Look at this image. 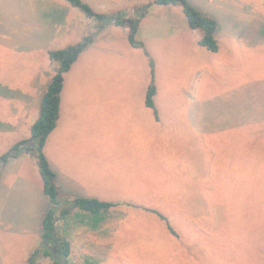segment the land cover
<instances>
[{
    "label": "rangeland",
    "instance_id": "rangeland-1",
    "mask_svg": "<svg viewBox=\"0 0 264 264\" xmlns=\"http://www.w3.org/2000/svg\"><path fill=\"white\" fill-rule=\"evenodd\" d=\"M152 1L107 14L132 16ZM186 1L217 22L216 52L197 43L203 31L185 27L180 5L148 9L144 22L156 27L145 35L139 31L142 47L128 43L126 26L99 29V20L83 17L87 31L78 40L91 35L94 46L64 75L61 97L77 101L64 110L43 153L56 172L63 171L59 167L67 157L99 165L92 172L75 169L63 183L65 190L56 181L58 208L69 205L71 194H92L115 205L95 227L79 223L74 213L57 221L59 238L71 245V264H264V0ZM16 9L6 12L0 5V64L10 67L0 71V153L17 138L22 147L31 145L23 143L56 69L40 44L34 50L27 41V24L14 19ZM48 60L52 72L46 78ZM150 60L153 103L178 114L169 130L147 128L125 98L145 97ZM32 73L37 87L28 85ZM33 94L39 104L28 125L14 128L12 112L24 102L32 104ZM101 111L137 116L145 137L140 148L124 142L116 124L107 131L110 118ZM198 132L207 145L196 141ZM32 145L18 152L27 154L20 162L12 160L13 146L3 151L8 153L4 166L0 159V264H28L50 208ZM155 212L166 217L175 234ZM37 264L52 260L40 255Z\"/></svg>",
    "mask_w": 264,
    "mask_h": 264
},
{
    "label": "trees",
    "instance_id": "trees-1",
    "mask_svg": "<svg viewBox=\"0 0 264 264\" xmlns=\"http://www.w3.org/2000/svg\"><path fill=\"white\" fill-rule=\"evenodd\" d=\"M70 5L81 10V12L91 18L99 20L98 27L102 28L106 24L126 26L127 39L131 46L142 47L143 43L136 37L140 20L146 15L152 5H180L184 14L187 25L191 29L200 28L203 33L197 40V43L210 52H216L218 49L217 40L214 33L217 29V22L212 18L204 15L200 10L189 4L186 0H153L133 10V15L128 16L126 12L116 14L102 13L94 11L91 6L82 0H66ZM92 41L91 35H86L81 41L68 45L64 48L50 49L47 51L51 63L55 64V74L43 93L40 105L39 116L30 127V138L38 151L37 166L42 178L43 192L48 197L50 208L42 220V231L40 245L36 247L28 256V264H37V259L42 256H48L52 264H71L69 259L70 242L67 239H60L58 236L57 221L67 219L71 213L79 217V223L95 227L96 221L100 222L104 212L108 211L115 203L104 201L92 197H71L68 206L58 208L59 192L56 185V175L51 169L50 164L43 153L44 143L50 132L56 126L59 115L60 94L63 86V75L69 70L72 63L77 59L82 50ZM153 62L150 60V84L145 93V103L147 106L154 108L153 99L156 87L153 81ZM21 142L13 145L12 149L18 153L28 147H20ZM8 153L1 155L0 159L6 160ZM76 209L73 210V209ZM162 220L166 221L167 229L175 234L174 229L169 225L164 215L155 212ZM53 245V246H52Z\"/></svg>",
    "mask_w": 264,
    "mask_h": 264
},
{
    "label": "crops",
    "instance_id": "crops-1",
    "mask_svg": "<svg viewBox=\"0 0 264 264\" xmlns=\"http://www.w3.org/2000/svg\"><path fill=\"white\" fill-rule=\"evenodd\" d=\"M143 1L145 0H118V1L117 0H87L86 3L89 6H91V8L96 12L109 13L112 11V9L119 10L122 7H127V5H130V4L135 5L138 3H142ZM0 5H3L4 11L6 12H9V9L12 6L17 7L16 9L17 13H13L14 19H17V21L25 22L27 24L28 30H27L25 38L30 43H34L32 45L34 50L39 49L38 45L40 44L42 48L45 50V55H47V51L50 49H58V48L65 47L68 44L78 42L79 41L78 39L80 38V36L84 32L87 31L86 23H84L83 21L84 20L83 17L85 15L82 12L81 13L83 15L75 11L74 9H77V8L76 7L74 8L73 6L69 5L66 2V0H0ZM164 6H174V5H164ZM147 15H151V12L147 13L145 17ZM157 15H154V16H157ZM145 17H143L139 22L138 31L136 34L137 38H138L139 31L141 29L143 30V33L145 35L151 32L156 27V25H152L150 23L146 24V22H144ZM184 24H185V27L187 26L188 29H191L187 25L186 18L184 20ZM144 28H145V31H144ZM191 30H194V29H191ZM126 32H127V29H126ZM126 38H127V33H126ZM94 41L95 40L93 39L90 42V44L87 46V49H84L79 54L77 59L70 66L69 70H71V68L75 64H77V61L81 58L85 50H89L90 48H93ZM13 47L15 48V46ZM27 50L31 51V47L29 46ZM99 50L100 48H97L96 51L93 50L92 53L94 54L95 52H98ZM28 66H31V65L28 63ZM5 69H10V67L9 68L3 67L0 64V71L5 70ZM41 69H43V71L46 69L45 64L44 66H41ZM50 69L51 68H50V61H49V68L47 69V71H44L46 78H48L50 73L52 72ZM69 70L66 71L65 73H68ZM64 75H63V86H64ZM41 76H44V75L41 74ZM28 85L30 87H37L34 73L30 74V77L28 78ZM63 86H62V90H63ZM35 92H37V89L35 90ZM61 94H60L58 120H57L56 126L50 132V134L48 135L44 143V146H43L44 150L46 148L47 140L49 136L58 127V123L61 122L64 110L72 106L73 101H77L76 97H70L67 101H65L63 100V97H61ZM30 98H31L32 104H29V102H24L19 108L17 109L15 108L16 112H12V115L15 118V120H12L13 126H15L14 128H18L19 123H22V125L27 126L28 125L27 121L29 120L30 111L33 112L34 111L33 109H36L38 107L39 99L38 97H36V94H33V96H30ZM125 98H127V101L134 103V106L136 109L133 113L140 115L142 118V121L146 123L145 126L149 128L150 130L163 131L162 128H164L165 126L167 130L173 127L171 121H173V118H177L178 116L177 113H173L171 111L164 112L163 110L160 111V109L156 107L155 103H153L154 108H151L146 105L145 97H125ZM136 104H138L140 111L137 110ZM9 107L13 109L12 103H10ZM110 110L113 111V109H110ZM103 113L105 114L104 118H110V120L107 119V124H108L106 126L107 131L108 130L111 131L114 128V124H116V126H118L119 128L118 132L116 133H122L126 136L128 135V137L125 136L124 142L129 144L134 149L140 148V144L142 141L145 140V137L142 136L140 132L141 122L138 120L137 116L128 115V117L126 118L124 115H120L118 113L111 114V113L103 112V111L100 112L101 115ZM164 113L166 114L164 115ZM191 114L192 113L190 112L189 115H186L185 117L188 119V117L193 116V114L192 115ZM115 116H116V121H114ZM166 118H169L171 120H166ZM175 122H177V120ZM60 128L61 126L59 127V129ZM132 131L134 133L133 137L129 135V133H131ZM116 133H113V135ZM198 133L199 135L196 134L197 135L196 141L199 144L201 143L203 146L207 145V141L204 138V134L200 132ZM28 138H30V135H28ZM20 139L21 138H17L14 141H12L10 144H7L3 151L5 152L7 149L13 146L16 142L20 141ZM20 147L22 146L20 145ZM3 151L0 153V156L4 153ZM12 154L14 155L12 156V160L14 162H18L20 158H23V156L27 155L25 152H22V153L12 152ZM51 159L52 158L48 156L47 160H49L48 162L50 164V167L56 175V181H58V183L60 184L63 190H65L63 183L66 180H71L70 179L72 178L71 174L75 169H76L75 171L79 169H89V171L92 172L99 168V165L96 160H92L90 161V163H88L89 165H86L85 163L81 162L83 160L67 157L66 163L62 165L61 167H59L63 169V171L59 170L60 172H56V170L52 168V166L53 167L55 166ZM7 161L8 159L2 162V166H4L7 163ZM67 163H71V164H68L67 166ZM70 167H73V170H67V168H70ZM64 169H66V171H64ZM57 175H58L59 180L57 179ZM57 188H58V185H57ZM70 190L71 191L74 190L73 186H70ZM91 195L90 194H80L78 196V195L71 194L70 196L96 198V196H93V195L91 196Z\"/></svg>",
    "mask_w": 264,
    "mask_h": 264
},
{
    "label": "water",
    "instance_id": "water-1",
    "mask_svg": "<svg viewBox=\"0 0 264 264\" xmlns=\"http://www.w3.org/2000/svg\"><path fill=\"white\" fill-rule=\"evenodd\" d=\"M28 144H33V139L32 138H29L28 141H26L25 143H23V146H27Z\"/></svg>",
    "mask_w": 264,
    "mask_h": 264
}]
</instances>
